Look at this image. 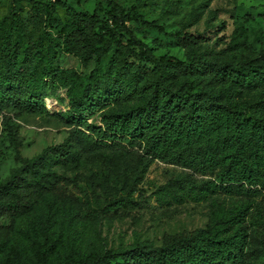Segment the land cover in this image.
Masks as SVG:
<instances>
[{
  "label": "trees",
  "instance_id": "16d2710c",
  "mask_svg": "<svg viewBox=\"0 0 264 264\" xmlns=\"http://www.w3.org/2000/svg\"><path fill=\"white\" fill-rule=\"evenodd\" d=\"M47 9V7H44ZM61 49L82 65L105 60L111 69L136 70L144 81L128 92L112 91V99L135 94L144 100L123 112L104 111L100 124L79 120L58 143L48 144L0 177V216L24 215L54 191L61 176L55 166L76 169L89 160L81 149L96 145L100 137L126 140L128 151L93 154L107 167L97 181L129 193L155 159L181 163L200 172L216 169L204 182V191L216 189H264V54L244 62L212 61L204 70L201 55L191 49L184 59L154 57L147 44L132 37L127 20H141L161 31L134 8L125 9L115 0H99L92 12L68 11ZM186 44L197 42L184 34ZM137 48L136 57L129 55ZM153 64L149 66V63ZM97 67L68 88L74 113L82 112L98 97ZM65 72L50 63V51L42 35L24 40L22 21L0 18V115L4 108L20 115L43 106L44 86L54 85ZM46 78V79H45ZM66 79V78H65ZM65 85L67 83H64ZM91 85L94 87L91 88ZM77 111V112H75ZM79 146V148H78ZM129 156V158H126ZM90 177V176H89ZM92 180V179H91ZM125 195L112 198L125 204ZM251 203H235L212 210L208 223L157 246H133L104 253L72 251L58 256L59 264H246L249 234L246 217ZM34 238L42 260L54 250L58 233L39 223Z\"/></svg>",
  "mask_w": 264,
  "mask_h": 264
},
{
  "label": "rangeland",
  "instance_id": "374dc122",
  "mask_svg": "<svg viewBox=\"0 0 264 264\" xmlns=\"http://www.w3.org/2000/svg\"><path fill=\"white\" fill-rule=\"evenodd\" d=\"M98 1L0 0V18L22 21L24 40L30 36L34 41L41 34L50 51L52 68L65 72L53 86H44L43 106L38 104L36 109L20 115L3 109L11 118L0 115L1 178L46 145L62 141L80 119L100 124L102 112H123L143 102L144 96L138 94L112 99L114 89L128 92L141 86L144 77L136 70L111 69L105 60L97 65L91 59L82 65L78 58L61 49L63 29L70 16L67 12L90 13ZM115 1L161 26L158 31L141 20H127L129 33L122 35L123 41L130 37L144 41L156 58L169 55L184 59L194 49L209 74L212 61L237 63L264 54V0ZM184 34L198 41L186 44ZM136 52L134 47L129 59L136 57ZM95 67L100 77L98 97L82 112L74 113L68 88ZM127 144L126 140L113 142L100 137L96 145L81 149L83 156H89L85 164L76 169L53 168L61 176L57 187L31 211L15 218L2 214L0 264H59L58 256L72 251L100 254L137 245H161L191 229L204 227L212 210L241 202L251 203L245 221L249 234L246 264H264L263 188L257 184L247 191L216 189L205 193L203 184L215 177L216 169L200 172L181 163L155 159L129 193L116 190L113 185L108 190L97 181L98 175L107 173V167L93 154L128 151ZM121 195L128 196L123 200L125 204L111 201ZM40 222L58 233L47 261L36 252L33 242L41 236Z\"/></svg>",
  "mask_w": 264,
  "mask_h": 264
}]
</instances>
